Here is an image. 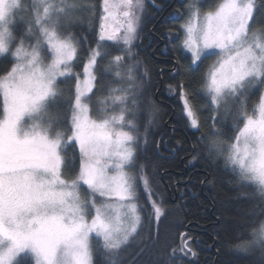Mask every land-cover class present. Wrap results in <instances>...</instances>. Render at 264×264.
<instances>
[{"label": "snow or ice", "instance_id": "snow-or-ice-1", "mask_svg": "<svg viewBox=\"0 0 264 264\" xmlns=\"http://www.w3.org/2000/svg\"><path fill=\"white\" fill-rule=\"evenodd\" d=\"M151 4L160 7L158 0ZM203 7L189 5L180 47L190 53L187 58L196 68L217 58L204 84L212 127L222 128L233 109L243 118L225 163L238 182L254 185L264 202V26L253 28L258 18L264 25V0L259 5L257 0H219L202 14ZM143 10L144 0H103L98 39L85 52L81 81L73 61L86 38L78 39L64 25L84 12L94 14L95 6L77 0H0V56L12 58L11 70L0 77V264H25L29 258L34 264H93V234L102 242V255L111 264H120V253L141 222V183L156 221L165 215L162 203L154 198L147 164L139 163L141 140L147 145L148 128L141 136L137 124L126 119L127 90L112 89L122 94L98 98L101 115L93 119L89 114L96 96L92 89L105 57L112 56L117 66L123 62L128 80H135L139 61L133 47ZM17 23L24 26L19 37L13 29ZM113 46L118 52L114 56L109 51ZM60 77L76 80L67 132L54 127L51 120L43 126ZM251 90L261 92L255 117L247 113ZM176 91L188 126L199 130L196 94L183 81ZM109 101L125 106L119 114L109 115ZM25 117L34 121L27 130L22 127ZM220 135L213 131L197 141L200 152L202 142L208 145L206 160L224 155ZM69 146L79 150V170L70 180L63 172H72V161L61 153L62 147ZM133 171L135 175L130 174ZM237 247L246 253L258 250L264 264V222L254 228L250 241ZM195 256L191 237L182 233L169 259Z\"/></svg>", "mask_w": 264, "mask_h": 264}, {"label": "trees", "instance_id": "trees-1", "mask_svg": "<svg viewBox=\"0 0 264 264\" xmlns=\"http://www.w3.org/2000/svg\"><path fill=\"white\" fill-rule=\"evenodd\" d=\"M259 2L257 0L258 5ZM77 3L87 7L95 6L94 14L82 13L67 30L78 39L86 38V43L74 63L75 73L82 76L85 52L89 45L95 47L98 39L103 0H88L87 3L86 0H77ZM193 3L204 5L201 9L203 13L219 3V0H185L184 3L180 0H158L159 5L166 6L161 12L146 0L141 44L135 48L139 61L135 72L136 83L128 85L115 79L112 56L105 57L99 68L91 116L97 119L101 115L96 104L98 98L113 94L112 89L129 90L126 119L137 124L141 136L144 135L145 126L148 128L147 145L141 140L142 159L139 163L147 164V172L156 190L154 198L162 203L165 213L157 222L151 213L148 193L144 191L141 183L138 192V203L142 209L140 226L135 237L123 247L119 256L120 264H261L259 251L256 255L254 252L240 251L237 247L249 239L250 228L256 223L254 213L257 202L241 190L238 185L240 182L225 163V149L224 155L208 161L205 159L208 145L205 142L199 145L203 152L196 147L198 140L209 137L213 131H220L218 140L221 147L232 144L243 126V118L233 109L224 118L222 128L212 127V114L204 95L210 58L196 68L187 58L190 55L180 47L183 32L181 25L187 21L186 10ZM261 26L264 25L258 18L253 28ZM13 29L17 37L24 34V26L20 23L14 25ZM151 30L154 46L161 44L162 40L165 41L164 46L156 49L154 53V47H145L151 37ZM106 43L111 45L110 42ZM110 49L112 54L117 52L115 47ZM11 61V57L0 58V77L11 70ZM105 68L108 70L105 71ZM123 68L124 74L127 73L126 66ZM145 71L147 75L142 77ZM181 81L196 94L194 103L199 116V130L188 126L186 114L183 113L182 101L176 91ZM133 85L139 86V94L136 95L133 91ZM75 91L74 78L59 80L57 96L49 103L48 110L53 115L56 128L64 132L70 126L69 103L73 100ZM260 93L256 90L250 91L247 101L248 115L254 113ZM124 106L118 104L113 111L119 114ZM108 113L111 115V110ZM65 153V159L72 161V172L64 171L63 176L70 180L79 170V150L78 147L71 150L69 146L65 148ZM130 174L135 175V172ZM182 233L191 237L196 256L173 262L169 259V253L171 247L179 242ZM97 241L98 238L93 236L91 243L94 264H111L102 255V242ZM25 264L33 263L28 259Z\"/></svg>", "mask_w": 264, "mask_h": 264}, {"label": "rangeland", "instance_id": "rangeland-1", "mask_svg": "<svg viewBox=\"0 0 264 264\" xmlns=\"http://www.w3.org/2000/svg\"><path fill=\"white\" fill-rule=\"evenodd\" d=\"M191 5V4H190ZM145 10H146V0H144V10H143V13L141 14V23H140V27H139V36H138V38L134 41V47H133V52H135V48L136 47H138L140 44H141V34H142V27H143V18H144V14H145ZM186 13L188 14V16H189V7L187 8V10H186ZM203 14V13H202ZM75 20V19H74ZM73 23H74V21L71 23V24H68V23H65V25H64V27H65V29L66 30H69L70 28H71V26L73 25ZM186 23V22H185ZM108 30L110 31L111 30V27L109 26V28H108ZM14 35H15V31H14ZM30 40H32L33 42H34V40H35V37L33 36V37H30ZM106 42H110L111 44H113V42H111V41H105V43ZM12 43L13 44H15V43H18V39L17 40H13L12 41ZM102 43H104V42H102ZM113 47H115V46H113ZM121 47H122V45H121ZM115 49H116V47H115ZM117 50V49H116ZM109 51H111L112 52V49H109ZM116 54H118V52H116V53H113L112 55L114 56V55H116ZM189 55H190V53H188ZM0 58H2V56H0ZM216 57H211L210 58V68H209V72H210V70H211V68H212V65L215 63V61H216ZM75 63V61H73V64ZM113 67H114V69L113 70H115V71H119L120 73H121V75L119 76V77H117L116 75H115V79H117L118 81H121V82H125L126 84H128V85H130V84H132V83H136L135 82V80H137V76H136V74H135V80L134 81H129L128 80V76H127V73H125L124 74V66H125V64L122 62V64L120 65V66H117L116 64H114L113 63ZM117 68V69H116ZM73 71H74V68H73ZM75 72V71H74ZM208 72V73H209ZM115 74V73H114ZM144 75H142V77H143ZM97 77H98V75H97ZM62 79H65L64 77H60L59 79H58V81L59 80H62ZM83 79H84V76H83V74H82V76H80V80L81 81H83ZM57 81V82H58ZM95 88H96V85H95V87H93V89H92V92H94V90H95ZM134 90L133 91H135L136 92V95L137 94H139V92H140V88H139V86H134L133 85V87H132ZM129 90H127V92H128ZM131 93H133V92H131ZM117 94H122V93H113L112 95H117ZM89 95H91V93L89 94ZM128 95V94H127ZM260 95H261V93H260ZM260 95H259V98H260ZM259 98H258V100H257V103H256V105L259 103ZM53 99L52 98H50L49 99V101H48V107H49V103H50V101H52ZM118 104H121V103H115V104H113V102L112 101H109V109L108 110H111V114H113L112 113V111L114 110V108H115V106L116 105H118ZM256 107V106H255ZM90 116H91V105H90ZM115 114H117V113H115ZM249 116H256V113L254 112V113H250V115ZM92 117V116H91ZM93 118V117H92ZM94 119V118H93ZM49 120H51V122H52V125L54 126V127H56V123H55V120H54V118H53V115L50 113V111L47 109V114L45 115V117H44V121H43V126L44 127H47V122L49 121ZM33 120L31 119V118H29V117H25V119H24V121H22V127L25 129V130H27V129H29L30 127H31V125L33 124ZM243 127V126H242ZM241 127V128H242ZM232 143H235V140L232 142ZM231 144H229L228 146H222V149L224 150H226V152H227V150H228V148H229V146H230ZM64 150H65V148H63L62 147V150H61V153H62V155H64ZM227 154V153H226ZM229 169L231 170V166L229 165ZM243 185H247L246 186V189H248V187H251L250 188V191H253L254 193H256L255 192V186L254 185H249V184H243ZM97 199H100L99 197H97ZM90 222V221H89ZM262 222H264V219H263V221ZM261 222V223H262ZM260 223V224H261ZM140 226V225H139ZM139 228V227H138ZM137 231H138V229H137ZM93 236H95V234H93ZM132 238H130V240H131ZM130 242V241H129ZM252 252H254V253H256V255H258L257 254V251H252ZM23 255V254H22ZM260 256V255H259ZM31 261H32V263L34 264V261L31 259V258H29ZM92 259H93V257H92ZM261 259V258H260ZM93 264H94V262H93Z\"/></svg>", "mask_w": 264, "mask_h": 264}, {"label": "flooded vegetation", "instance_id": "flooded-vegetation-1", "mask_svg": "<svg viewBox=\"0 0 264 264\" xmlns=\"http://www.w3.org/2000/svg\"><path fill=\"white\" fill-rule=\"evenodd\" d=\"M174 2L176 1V0H173ZM181 1V3H184V1L185 0H180ZM165 5H160V7H159V9H157V10H159L160 12L161 11H164V9H165ZM165 13H167V12H165ZM163 16H164V14H163ZM151 33V34H150ZM150 36L152 35V33H153V30H151L150 31ZM153 36H151L150 38H149V40H148V42H147V44H146V49H150V48H153L154 47V49L152 50L153 52L152 53H154V51L156 50V49H158V48H161V47H163L164 46V44H165V41H161V44H156L155 46H154V40H153V38H152ZM143 47V46H142ZM144 47V48H145ZM230 170V169H229ZM231 171V170H230ZM240 187H241V190L244 192V193H246L247 194V196L250 198V199H254L256 202H257V207H256V209H255V217H256V219H255V224H254V226H252L251 228H250V231H249V239L247 240V241H250L251 239H252V232H253V230H254V228H258L259 227V225H260V223L263 221V219H264V202H262L261 200H260V198H259V196H258V194L257 193H254L253 191H250V188L251 187H248V189H246V186L247 185H243V184H241V183H239L238 184ZM255 188V187H254ZM255 190V189H254ZM205 228H207V227H205ZM203 232V231H202ZM256 251H258V250H256ZM252 252V251H251ZM250 253V252H249Z\"/></svg>", "mask_w": 264, "mask_h": 264}, {"label": "water", "instance_id": "water-1", "mask_svg": "<svg viewBox=\"0 0 264 264\" xmlns=\"http://www.w3.org/2000/svg\"><path fill=\"white\" fill-rule=\"evenodd\" d=\"M151 3V0H148Z\"/></svg>", "mask_w": 264, "mask_h": 264}, {"label": "bare ground", "instance_id": "bare-ground-1", "mask_svg": "<svg viewBox=\"0 0 264 264\" xmlns=\"http://www.w3.org/2000/svg\"><path fill=\"white\" fill-rule=\"evenodd\" d=\"M254 226V225H253ZM233 250L235 251V249L233 248Z\"/></svg>", "mask_w": 264, "mask_h": 264}]
</instances>
